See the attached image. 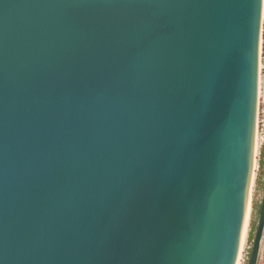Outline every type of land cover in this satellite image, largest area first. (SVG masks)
Here are the masks:
<instances>
[{
    "label": "water",
    "instance_id": "obj_1",
    "mask_svg": "<svg viewBox=\"0 0 264 264\" xmlns=\"http://www.w3.org/2000/svg\"><path fill=\"white\" fill-rule=\"evenodd\" d=\"M259 12L0 0V264H242Z\"/></svg>",
    "mask_w": 264,
    "mask_h": 264
},
{
    "label": "rangeland",
    "instance_id": "obj_2",
    "mask_svg": "<svg viewBox=\"0 0 264 264\" xmlns=\"http://www.w3.org/2000/svg\"><path fill=\"white\" fill-rule=\"evenodd\" d=\"M259 136L260 145L257 154V168L255 171V183L253 191V204H252V214H251V226H250V238H249V248L245 255L242 264H249L252 249L254 246V238L257 233V226L260 221L259 206L263 202L264 198V157L262 155L264 149V89H262L261 96V108H260V120H259ZM257 264H264V235L261 243V250Z\"/></svg>",
    "mask_w": 264,
    "mask_h": 264
},
{
    "label": "snow or ice",
    "instance_id": "obj_3",
    "mask_svg": "<svg viewBox=\"0 0 264 264\" xmlns=\"http://www.w3.org/2000/svg\"><path fill=\"white\" fill-rule=\"evenodd\" d=\"M260 6L259 12V31L255 40L256 54V75H257V91L258 87L264 89V0H258ZM245 3L250 4L251 0H245Z\"/></svg>",
    "mask_w": 264,
    "mask_h": 264
},
{
    "label": "bare ground",
    "instance_id": "obj_4",
    "mask_svg": "<svg viewBox=\"0 0 264 264\" xmlns=\"http://www.w3.org/2000/svg\"><path fill=\"white\" fill-rule=\"evenodd\" d=\"M264 8V6H263ZM259 145H260V136H259V132H258V144H257V154H258V148H259ZM256 168H257V155H256V167H255V171H256ZM256 174V173H255ZM254 183H255V179H254ZM243 263V262H242Z\"/></svg>",
    "mask_w": 264,
    "mask_h": 264
},
{
    "label": "trees",
    "instance_id": "obj_5",
    "mask_svg": "<svg viewBox=\"0 0 264 264\" xmlns=\"http://www.w3.org/2000/svg\"><path fill=\"white\" fill-rule=\"evenodd\" d=\"M262 155H263V157H264V149H263V153H262ZM262 164H264V162H262ZM261 210H262V204L259 206V214H260V216H261ZM259 225V224H258ZM257 230H258V226H257V228H256ZM256 236V235H255ZM254 240H255V238H254Z\"/></svg>",
    "mask_w": 264,
    "mask_h": 264
}]
</instances>
